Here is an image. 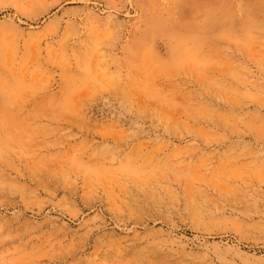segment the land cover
<instances>
[{
	"label": "rangeland",
	"instance_id": "obj_1",
	"mask_svg": "<svg viewBox=\"0 0 264 264\" xmlns=\"http://www.w3.org/2000/svg\"><path fill=\"white\" fill-rule=\"evenodd\" d=\"M0 264H264V0H0Z\"/></svg>",
	"mask_w": 264,
	"mask_h": 264
},
{
	"label": "bare ground",
	"instance_id": "obj_2",
	"mask_svg": "<svg viewBox=\"0 0 264 264\" xmlns=\"http://www.w3.org/2000/svg\"><path fill=\"white\" fill-rule=\"evenodd\" d=\"M252 22H253L254 24H257L256 22H254V19H252ZM254 24H253V26H254Z\"/></svg>",
	"mask_w": 264,
	"mask_h": 264
}]
</instances>
